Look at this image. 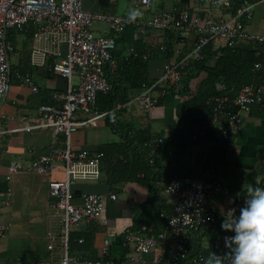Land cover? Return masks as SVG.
Here are the masks:
<instances>
[{"label": "built area", "instance_id": "1", "mask_svg": "<svg viewBox=\"0 0 264 264\" xmlns=\"http://www.w3.org/2000/svg\"><path fill=\"white\" fill-rule=\"evenodd\" d=\"M115 1V0H110ZM134 7L149 9L155 0H128ZM84 0H0V104L7 96L10 85L9 57L14 52L7 39L9 30L21 31L30 28L31 49L30 63L33 66L49 64L52 75L64 80V90L53 95L55 104H40L37 117L20 116V125L14 129L0 131V138L6 133H31L51 129L55 135H63L64 142H56L45 152L34 156L24 168L19 163L9 162L7 173L0 181L4 189L0 190V202L9 207L12 191L9 187L13 174L28 171L38 175L62 173L63 178L48 182V209L52 223L46 232V251L50 260L57 264H104L102 259L82 262L80 257L70 252L69 236L73 226L80 222L97 220L104 208V199L98 194L81 196V203H75L72 191L74 182L80 180L98 181L101 176L100 163L102 153L75 152L70 145V136L81 127L105 119L115 123L116 115L122 105L99 111L96 102L99 94L111 91L105 69L117 70V62L112 52L116 48L115 37L127 27L137 29L145 38L149 50L143 54L129 47L128 53L133 57L147 60L152 52H167V32L174 33L176 43L183 45L192 41V49L175 61L166 62L155 81L137 94L128 106L135 105L142 114L151 113L157 104L153 93L157 89L164 92L174 90L175 96L181 93L183 73L190 61H201L202 50L210 43H222L229 47L241 44L256 46L255 56H264V33H254L248 29L253 18V9L261 0H189L177 9L153 12L148 19L130 14L119 15L102 12H89L83 8ZM232 9L234 12L232 13ZM218 13L219 16H214ZM105 25L107 34L94 31V25ZM156 32L157 34H152ZM179 50H175L176 56ZM255 72L264 71V63L253 64ZM20 84L32 92L37 87L29 74H15ZM210 108V120L225 122L221 134L223 141L236 131L241 122L240 115L250 111L253 105L264 103V77L260 76L256 85L241 87L235 97H216ZM208 104V103H207ZM233 109V110H232ZM87 114L85 120H76V114ZM150 141V146L157 147L167 138L157 137ZM257 184L264 187L261 177ZM164 192L175 199L172 209L164 217L165 225L161 231H155L152 225H143L137 229L127 230L125 245L131 246L133 252L144 262L149 256L148 264H201L202 256L189 252V241L194 235L212 231L213 252L224 256L228 250L226 236L217 229V205L212 201L213 194H226L229 189L221 183L200 179L193 175L175 178L164 184ZM110 200L116 195L111 194ZM106 223V222H104ZM8 230V225H0V237ZM109 243L104 242L102 250L106 254ZM226 259V257H225ZM50 262V263H51ZM49 264V263H36Z\"/></svg>", "mask_w": 264, "mask_h": 264}, {"label": "crops", "instance_id": "2", "mask_svg": "<svg viewBox=\"0 0 264 264\" xmlns=\"http://www.w3.org/2000/svg\"><path fill=\"white\" fill-rule=\"evenodd\" d=\"M126 1L134 7L128 0ZM179 3L180 0H173L170 10L180 7ZM263 3L264 0H261L260 4ZM120 5L122 4L117 0L109 1L108 6L102 8L99 6V0L83 2L86 11L110 14L123 13V7ZM166 8L162 0L155 9L149 8L147 11L143 9L144 11L137 12L135 17L148 19L152 12L167 10ZM214 16L219 15L214 13ZM248 29L254 33H264V18L260 22H255L252 18ZM94 31L107 34L105 25L95 24ZM30 33V28L21 31L12 29L7 33V39L12 44L14 52L9 57L10 85L5 100L0 104V131L18 127L20 116L36 118L37 107L40 104H55L53 95L64 90V80L51 74L48 63L45 66L31 65ZM174 38L169 39L167 36V45L172 48L169 58L153 51L147 59L150 79H156L160 75L166 62L175 61L184 53H188L192 47V41L180 45ZM175 50L180 51L178 56L175 55ZM117 56L119 55L115 52L113 58L118 63L117 60L120 58L118 59ZM115 72L116 70L113 72L108 68L105 69L108 80L122 92L124 88ZM16 73L29 74L37 87V92H32L27 86L21 85ZM204 77L203 72L194 76L188 81V92H181L179 96L165 97L163 102L158 103L149 114L140 113L135 105L128 106L129 101L125 104L117 102L116 105H122V110L118 112L119 122L115 127L107 120L99 119L93 125L79 128L70 136L73 151L102 153L100 179L80 180L74 182L72 186L76 204L81 203V196L85 194H98L104 199V208L97 220L80 222L71 229L70 252L80 257L82 262L102 259L104 264H116L124 257L125 260L120 264H148L149 256H145L143 262L133 252L131 246L125 245V233L127 230L135 229L142 220L148 218L151 219L155 231L164 228V217L160 215L158 217L156 214H167L172 209L175 199L164 192L163 186L174 177L198 175L202 176L200 179L219 182L229 189L226 194L212 195V201L217 205V229L220 233H226L221 228L225 212L235 208L238 214L239 207L243 204L239 201L240 195H244L254 171L260 170V162L264 157V112L252 106L250 111L242 113L236 131L229 135L227 141H223L221 134L222 129L225 128L223 120L212 125L209 112L205 125L199 126L190 113L179 108L181 103L195 94L196 87ZM123 93L128 94L127 91ZM153 96L158 98L159 93L154 92ZM214 98L206 102L208 108L214 106L212 103ZM102 105L99 104L98 107L102 109ZM88 117L89 115L82 113L75 115L76 120H85ZM131 128L144 130L142 133H133L134 135L129 138L134 140L133 148L138 154L143 155L142 158L149 165L154 164V180L157 185L152 190L145 184L128 180L129 174L125 169L116 166L119 163L114 159V155L125 154L129 149L123 142L128 140L126 134ZM206 132H218L220 137L216 138ZM155 136H164L167 141L172 142L162 149L159 148L161 144L157 147L150 146L149 143L152 139H156ZM53 142L61 146L64 137L55 135L51 129L2 135L0 181L7 173L6 167L9 162L19 163L26 168L34 156L45 152ZM122 157L124 156H121L120 160L125 161L126 159ZM125 158L130 161L132 155L127 154ZM142 176L143 174H140V177ZM62 178V173L38 175L26 170L12 175L9 183L12 191L10 206L5 207L0 202V225H8V230L0 237V264L41 262L57 264L55 258L51 262L46 251V232L49 225L54 222L48 209L47 187L50 180ZM2 189L4 187L0 185V190ZM111 194L116 195L114 201L109 198ZM145 203L148 207H138ZM53 224L56 226L55 222ZM24 236L32 240L26 246L22 244ZM105 241L109 246L106 254H103L102 247ZM189 252L192 255H201L203 258L201 264H205V259L210 252H213L210 236L207 233L194 235L189 241Z\"/></svg>", "mask_w": 264, "mask_h": 264}, {"label": "trees", "instance_id": "3", "mask_svg": "<svg viewBox=\"0 0 264 264\" xmlns=\"http://www.w3.org/2000/svg\"><path fill=\"white\" fill-rule=\"evenodd\" d=\"M109 1L110 0H99V6L101 8L107 7ZM188 1L189 0H180V3L178 5H186ZM233 12L234 9H232V13ZM137 34L138 32L136 28L127 27L120 35H117V37H115L116 48L112 52V55L114 57L116 52L117 55H119L117 56V58H120L119 60H117L118 67L115 72V75L119 78L122 84L121 86H123L124 89L121 88L123 89L122 92L118 91V87L112 85L107 78L112 88L111 91L107 94H99L97 96L96 106L99 111L113 109L116 107V104H118L117 102H120V104H125L126 102L131 101L132 98H134L141 91L152 85V83L155 81V79L149 78L147 67L148 60H144L141 57L135 58L128 53L129 47L135 48L137 52L140 53V55L143 54L145 51L149 50L147 41L144 39L148 37L150 38L151 32L145 34L144 36L147 37H145L144 39L139 35L137 37ZM167 36L169 39H171L175 37V34L167 32ZM192 47L189 49V51L192 49ZM120 51L121 54H119ZM153 51V48H151L150 52ZM170 51H172V48L171 46L169 47L167 45V52L161 54H164L167 58H169L171 54ZM255 51L256 46L248 43L241 44L237 47H229L223 45L222 43H208L202 50L203 59L201 61H190L188 63V66L183 73L184 76L180 87L181 92H188V81L191 80L194 76H197L203 72L205 77L202 81H200V83L196 87L195 94L191 97H188V99L181 103L179 108L184 109L188 114L190 113V115L195 118L196 122L199 123V126H204L207 122V117L209 116L210 111V108H208V105H206V102L209 99L219 96H228L230 99H232L236 96L241 87L251 84L256 85L259 77H264V71L255 72L253 70V64L256 61H262L264 63V56L256 57ZM185 54L186 53H184L182 56H184ZM182 56H180L179 58H181ZM124 85H126V87H124ZM124 91H127L128 94L123 93ZM156 92L159 93V97L157 98V104L162 103L164 98L167 96H175V92L173 89L167 92L157 89ZM99 104H103L102 109L98 107ZM253 107H257L264 112V103L259 105H253ZM120 110L122 109L120 108L119 111ZM118 112L116 115L115 123L111 124L113 127H115L119 122ZM142 132H144L143 129L131 128L126 134L128 140H125L123 142L129 149L125 154H115L114 159H116V162L119 163L116 164L117 168H124L127 174H129L128 180L145 184L150 188V190H152L157 185L154 180V164L152 163V165H149V163L142 158L143 155L138 154L135 148H133L134 140H132L131 137L129 138V136L131 135ZM206 133L208 135L213 134V136H216V138L220 137V134L218 132ZM231 138L232 136L230 137V140ZM171 142V140L164 141L159 148L162 149L164 146L171 144ZM127 154L132 155V159L130 161L125 158V156L127 157ZM121 156H124L122 158L126 160H120ZM260 163V170L254 171V173L251 175V181L249 182V185H252L254 187H261L257 184V179L259 177H261L264 181V157H262ZM140 174H143V176L140 177ZM195 176L197 177L198 175ZM198 177L202 178V176ZM175 178L180 177H174L173 179ZM246 195L247 189L244 195H240L239 201L243 203ZM138 207L142 208L148 206H146L145 203V205L142 204ZM159 215V213L156 214V216L158 217ZM151 224L152 221L148 218L147 220H142L141 223L135 229L143 225L149 226ZM206 233L210 236V238L214 234L212 231H207ZM227 233L228 232L224 234ZM124 260L125 258L122 257L119 261H117L116 264H120Z\"/></svg>", "mask_w": 264, "mask_h": 264}, {"label": "clouds", "instance_id": "4", "mask_svg": "<svg viewBox=\"0 0 264 264\" xmlns=\"http://www.w3.org/2000/svg\"><path fill=\"white\" fill-rule=\"evenodd\" d=\"M221 228L232 233L225 237L228 250L224 256L210 252L205 264H264V187L249 185L238 214L228 209Z\"/></svg>", "mask_w": 264, "mask_h": 264}, {"label": "rangeland", "instance_id": "5", "mask_svg": "<svg viewBox=\"0 0 264 264\" xmlns=\"http://www.w3.org/2000/svg\"><path fill=\"white\" fill-rule=\"evenodd\" d=\"M161 1L162 0H155L154 2H153V4H152V9H155L157 6H159L160 5V3H161ZM164 1V3H165V6H167V10H170V6H171V3L173 2V0H163ZM117 2L119 3V4H122V5H120V7L122 6L123 7V13L122 12H119L118 14L119 15H126V14H132L133 12H138V13H141V11L143 12L144 10V8H139V7H137V8H134V7H132V6H130L129 4H128V2L126 1V0H117ZM122 10V9H121ZM146 11L148 10V9H145ZM253 13H254V17H253V21H255V22H260V21H262V18H264V3L263 4H260L259 6H256L254 9H253ZM257 14V15H256ZM26 235V234H25ZM28 236H29V234H28ZM30 237V236H29ZM29 241H31L32 242V240L31 239H28V237H26V236H24V238L22 239V244L24 245V246H26V244L29 242Z\"/></svg>", "mask_w": 264, "mask_h": 264}]
</instances>
